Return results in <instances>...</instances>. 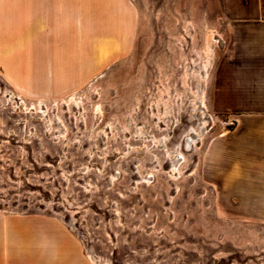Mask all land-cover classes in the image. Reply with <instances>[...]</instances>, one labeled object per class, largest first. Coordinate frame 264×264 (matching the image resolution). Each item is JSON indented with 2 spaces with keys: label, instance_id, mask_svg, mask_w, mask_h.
<instances>
[{
  "label": "rangeland",
  "instance_id": "1",
  "mask_svg": "<svg viewBox=\"0 0 264 264\" xmlns=\"http://www.w3.org/2000/svg\"><path fill=\"white\" fill-rule=\"evenodd\" d=\"M124 6L104 29L125 22L128 41L0 43V264L49 245L88 264H264V203L222 201L205 168L234 123L211 108L217 0Z\"/></svg>",
  "mask_w": 264,
  "mask_h": 264
},
{
  "label": "crops",
  "instance_id": "2",
  "mask_svg": "<svg viewBox=\"0 0 264 264\" xmlns=\"http://www.w3.org/2000/svg\"><path fill=\"white\" fill-rule=\"evenodd\" d=\"M217 3L227 39L214 70L211 108L234 123L210 141L205 168L222 201L264 203V6L262 0ZM124 5L125 0H0V43L128 41L125 22L104 29L105 19H127ZM49 247L36 250V264H88L63 253L73 248Z\"/></svg>",
  "mask_w": 264,
  "mask_h": 264
},
{
  "label": "bare ground",
  "instance_id": "3",
  "mask_svg": "<svg viewBox=\"0 0 264 264\" xmlns=\"http://www.w3.org/2000/svg\"><path fill=\"white\" fill-rule=\"evenodd\" d=\"M213 39V38H212ZM211 41V40H210ZM214 42V41H213ZM211 43V42H210ZM211 60V59H210ZM208 62V61H207ZM206 62V63H207ZM204 67L205 68H207V65L205 64L204 65ZM207 73V70H206V72H205V74ZM193 97H194V100H195V102H196V104L197 103H200V106L198 107V108H200V110H201V112H202V114H203V119H202V123L203 124H201V125H199V129L198 130H196L195 131V136H193V137H195V138H193L192 139V141L194 142V143H196L199 139H201L202 138V136H203V133H204V131L206 130V128L204 127L205 125H207L206 123H208L209 121H210V118L208 117V118H204V116L206 115V110H205V102H204V91H203V89H199L198 90V92H197V94H195V95H193ZM196 108V107H195ZM192 143V142H191ZM90 260H91V262H92V264H102V263H100V262H98V260L94 257V256H90Z\"/></svg>",
  "mask_w": 264,
  "mask_h": 264
},
{
  "label": "trees",
  "instance_id": "4",
  "mask_svg": "<svg viewBox=\"0 0 264 264\" xmlns=\"http://www.w3.org/2000/svg\"><path fill=\"white\" fill-rule=\"evenodd\" d=\"M263 6H264V0H262Z\"/></svg>",
  "mask_w": 264,
  "mask_h": 264
}]
</instances>
